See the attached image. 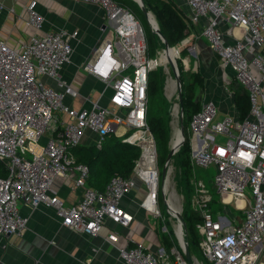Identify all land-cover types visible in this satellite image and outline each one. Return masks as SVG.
I'll return each mask as SVG.
<instances>
[{
  "label": "built area",
  "instance_id": "2783aa9c",
  "mask_svg": "<svg viewBox=\"0 0 264 264\" xmlns=\"http://www.w3.org/2000/svg\"><path fill=\"white\" fill-rule=\"evenodd\" d=\"M71 1L99 6L107 25L112 24V38L104 40L93 59L82 66L103 84L100 98L109 92L107 104L101 105L100 99L87 100L89 108L75 109L67 104V98L72 100L79 94L62 80L60 71L71 63V41L78 32L61 29L38 35L45 18L31 1L26 6V24L35 34L18 50L0 40V161L7 170L0 178V237L25 232L28 219L21 215L19 204L29 210L52 208L62 227L89 238L97 236L107 222L127 228L133 216L121 203L135 189V178L146 190L140 208L153 218L160 217L157 151L146 123L147 84L150 71L171 65L161 62V52L154 58L148 56L143 28L129 11L110 0ZM186 5L190 11L186 26L191 34L175 48L177 57L181 48L195 54L199 36L204 38L222 66L232 72L233 80L247 92L249 102L243 118L238 113L219 118L216 104L204 101L190 119V164L193 169L214 167L212 185L224 207L223 213L214 215L209 190L202 180L194 178L189 209L200 219L195 226L198 249L207 264H264V0H186ZM3 10L0 0V15ZM202 21L205 24L198 36L191 28ZM220 25L225 27L223 32ZM41 78L52 80L54 86ZM173 83L171 97L181 91V85L178 90L175 80ZM171 110V116L180 121L179 110ZM110 135L138 147L140 156L130 178L113 177L102 192L95 191L87 185L88 168L74 163L71 151L84 140L100 148ZM144 144L151 146L147 168L143 165ZM71 175L81 197L67 206L53 187L56 178ZM246 188L250 200L244 195ZM233 203L243 215L239 223L227 213ZM173 233L175 241L168 233L172 246L158 252L138 242L119 248L121 263L188 264L183 254L187 232L183 231L182 241L175 228ZM117 241L116 232L106 239L111 245ZM189 254L191 264H204L190 250Z\"/></svg>",
  "mask_w": 264,
  "mask_h": 264
},
{
  "label": "crops",
  "instance_id": "0c3cea01",
  "mask_svg": "<svg viewBox=\"0 0 264 264\" xmlns=\"http://www.w3.org/2000/svg\"><path fill=\"white\" fill-rule=\"evenodd\" d=\"M2 1L4 10L0 15V40L12 50H18L35 34L26 24V6L31 1L36 2L37 10L45 18L43 31L38 35L61 29L70 33L78 32L77 38L71 41L73 48L71 63L61 69L60 76L78 92L79 96L72 100L67 98L66 102L73 108L79 109L90 107L87 100L97 102L100 99L99 103L105 106L109 92L106 91L105 97L100 98L104 89L103 84L82 70V66L93 59L95 49L104 40L111 39L113 36L112 24L107 25L103 9L97 5L71 0ZM174 1L188 22L190 11L186 0ZM10 9H13L14 12L11 13ZM204 24L205 21H202L194 25L191 31L199 36ZM219 30L223 32L225 27L220 25ZM234 33L236 36L240 35L238 30H235ZM186 34L188 36L191 33L186 31ZM197 43L196 53L200 52L201 57L205 55L211 57V60L214 61L211 68L214 67L213 71L218 79V82L211 83L213 90L204 96L202 102H214L218 108L219 118L237 114L238 111L233 102V92L225 89L230 82L236 83L233 80L232 72L222 66L220 60L209 49L208 42L204 38L199 36ZM41 80L54 86V82L50 79L41 78ZM170 87L169 80L163 79V94L169 104V111L171 107L169 93L172 88ZM196 175L197 170L193 178ZM74 179V176L71 175L70 178H56L54 182L53 188L57 196L67 206L76 204L81 197L80 190L74 187ZM134 180L135 189L121 203V207L132 214L133 222L127 228L107 222L99 234L92 238L62 227L60 218L52 208L40 206L35 210H29L19 204L21 215L28 219L27 228L21 236L0 237V264H122L118 249L132 246L133 242L142 243L153 251L151 241L152 235L157 232L156 221L149 213L140 208L139 205L146 195V190L140 179L135 178ZM236 212L238 214L231 213L228 209L227 213L235 219L234 223H239L243 215L237 210ZM112 232H116L118 235V241L114 245L106 242L108 235ZM157 239L160 242L158 236ZM160 244L163 246L161 242Z\"/></svg>",
  "mask_w": 264,
  "mask_h": 264
},
{
  "label": "trees",
  "instance_id": "16d2710c",
  "mask_svg": "<svg viewBox=\"0 0 264 264\" xmlns=\"http://www.w3.org/2000/svg\"><path fill=\"white\" fill-rule=\"evenodd\" d=\"M112 3L129 11L132 16L140 23L137 16L143 15L141 9L130 0H110ZM154 14L158 27L165 38L170 48H178L181 43L188 37L186 36L187 26L186 18L182 10L177 6L174 0H143ZM143 32L148 49V56L154 58L158 52L156 43L157 35L154 34L153 29L148 24L147 20ZM176 57L177 53L174 51ZM182 58L188 55L186 49L181 48ZM180 65V63H179ZM180 68V67H179ZM183 73V72H182ZM181 77V95H182V109L183 115V131L185 141L179 149L178 163L180 170L184 174L186 180L193 178L194 171L190 164V146L188 136V125L193 114L199 111L201 104L195 102V90L202 88L203 82L200 74H193L189 77L187 83H183ZM163 75L160 69L152 70L148 74L147 84V110L146 123L155 140L157 151V163L161 166V170L166 162L169 151L168 143L170 139L169 127V104L163 94ZM231 84V83H229ZM233 102L237 108L240 118L248 114L249 102L247 92L237 83L232 87ZM188 124V125H187ZM74 163L83 164L88 168L89 175L87 185L90 189L102 192L109 181L116 176L123 178H130L133 175V169L136 160L140 156V149L135 146H130L121 142L120 139L113 135L104 138L100 148L93 145H79L72 149ZM7 174L4 162L0 161V178H4ZM184 217L186 227L191 228L193 235L185 236V241L189 247H194L195 236L198 235L195 226L200 221L198 215L188 209ZM188 231V228H187ZM162 233L159 236L160 242L165 248H170L172 242L169 237ZM196 246L198 241L196 240ZM190 250V248H189Z\"/></svg>",
  "mask_w": 264,
  "mask_h": 264
},
{
  "label": "rangeland",
  "instance_id": "374dc122",
  "mask_svg": "<svg viewBox=\"0 0 264 264\" xmlns=\"http://www.w3.org/2000/svg\"><path fill=\"white\" fill-rule=\"evenodd\" d=\"M130 1H132V0H130ZM137 18H138V20H140V23L142 24V26L145 29L146 23L144 24L143 21L146 20V17L143 15H140V16H137ZM156 43L158 46V52H161L162 49H164V46L162 45V42L160 41L158 36L156 39ZM171 49L173 51L177 50L175 48H171ZM199 53L197 52L195 54H189V51H188V55L186 56V58L185 57L182 58V56L180 55L181 53H180L179 57H177L175 59L177 61L178 67H180L179 72H180V76L183 77V83H187L189 80V77L193 74H200V76L202 77V82H203L202 88H198L195 90V100H194L196 103L199 102L201 104L203 99H204V96L208 95L207 93L209 91L213 90L211 83L214 84V82H218V79H217L215 72L213 71L214 67L211 68V64H213L214 61H212L211 57L208 55L201 57ZM161 54H163V58L161 59L162 63L172 62L171 64H173V59H172L170 53L162 52ZM214 57H212V58L214 59ZM179 63H180V65H179ZM158 69H160L164 79L167 78L169 80L171 87L174 86V83H173L174 82V76L172 74L171 67L169 65H167L166 67L162 66ZM181 83L182 82H181V77H180V85H181ZM230 83L231 84L226 85L227 88L225 87V89L227 91H232V87L235 86L234 82H230ZM168 86H170V85H168ZM168 90H169V88H168ZM171 92H172V90H170V93ZM170 93H169V95H170ZM169 98H170V106H171L170 111H169V116H170V121H169L170 122L169 123L170 139H169V143L171 144L173 126L175 125V123L177 125H178V123H180V121H178L173 116H171V111H172L171 109L174 110V107H176V110H179V112H180L182 109V105L179 104L178 96H176L175 94H173V97L169 96ZM181 98H182V95H181ZM182 111H183V109H182ZM183 115H184V112H183ZM187 132H188V129H187ZM188 136H190L189 132H188ZM220 140L223 141L224 138H220ZM169 143H168V147L170 148L171 146ZM82 145L87 146V145H90V143L87 140H84L82 142ZM190 154H191V150H190ZM178 155H179V150L172 156L170 162L168 163L165 179L162 178L160 175L161 192H160L159 198H158V209L160 211V217L154 218V220L156 221L157 232H155L152 235V241H151V249L155 252H158L160 247L164 248V249L169 248V247L168 248L163 247L160 244V242H158L157 236L158 237L161 236L162 233H165L164 235H166L167 237H169V234H170L171 237H173V239L175 241L173 232H174V228L176 229V227H177V221L170 216L171 214L168 212V209H167L166 200L168 197H166V195H165V182L167 181V184H168L167 185L168 196L172 199V202L175 204V207L181 211L180 216L183 218V220H184V217L186 216V213H189L188 209L190 206L189 205L190 199L194 193V188L192 186V181L194 180V178H190L189 180L188 179L186 180V178H184V174L182 173V171L180 170V167H179ZM158 169H159V172L161 173V166L160 165H158ZM196 170H197V175H196L195 179H200L203 181L205 187L207 188V190H209V193L212 197L213 201L210 204V208H211L213 214L215 215L217 212L223 213L224 207L219 203V195L212 185V179H213V176L215 173L214 167H209L207 169L194 168L193 169V171H195L194 175L196 174ZM244 195L248 200H250L251 195H250L248 188L245 189ZM234 205L235 204L233 203L230 206H228L227 208L231 211V213L238 214V212H236V210L234 208ZM184 222H185V220H184ZM187 228H188V231H187ZM186 232H188V236H190V237L193 235V233H191V228L189 225H187V227H186ZM195 239L197 241H199L198 235L195 236ZM196 240H195V245H193L194 247H189L190 252L199 261L203 262L204 264H207L203 260L202 255L200 253V250L198 249V246H196Z\"/></svg>",
  "mask_w": 264,
  "mask_h": 264
},
{
  "label": "water",
  "instance_id": "95a60500",
  "mask_svg": "<svg viewBox=\"0 0 264 264\" xmlns=\"http://www.w3.org/2000/svg\"><path fill=\"white\" fill-rule=\"evenodd\" d=\"M133 2H135L137 4V6L141 9V11L143 12L144 16L146 17V20L148 22V24L151 26V28L153 29L154 34H156L160 41L162 42V45L164 46V52L167 53L169 50H172L169 45L167 44L165 38L163 37L157 21L155 19L154 14L150 11L149 7L143 2V0H132ZM153 20V24L154 26H152L151 24V20ZM173 51V50H172ZM171 68L173 70V76H174V80L177 84V89L180 90V72H179V67L177 65V61L176 59L174 60L173 64H170ZM178 102L181 105L182 104V99H181V91L178 93ZM179 130H180V134H181V142L178 145V147L176 148V150H173L171 147L169 148L168 154H167V158H166V162L164 164L163 169L161 170V177L165 179V175H166V170H167V166L168 163L170 162L172 156L179 150V148L182 146V144L184 143V131H183V112L182 109L180 111V125H179ZM170 144V143H169ZM179 220L182 224V229L183 231L186 233V224L183 220V218L180 216V212H179ZM184 257L187 261L188 264H191V259H190V254H189V250H188V244L184 241V251H183Z\"/></svg>",
  "mask_w": 264,
  "mask_h": 264
},
{
  "label": "bare ground",
  "instance_id": "6f19581e",
  "mask_svg": "<svg viewBox=\"0 0 264 264\" xmlns=\"http://www.w3.org/2000/svg\"><path fill=\"white\" fill-rule=\"evenodd\" d=\"M135 1H138V0H135ZM150 20H151L152 26H154L153 20L152 19H150ZM162 52H164V49L161 51V53ZM168 53H170V55H171V57L173 59V63H174V60L176 58V55H175L174 51L169 50ZM162 58H163V54H161V59ZM167 63H169V62H167ZM171 63L172 62H170V64ZM163 64H166V63H163ZM180 142H181L180 130H179L178 125L175 123V125L173 126V132H172V137H171V144H170L171 148L173 150H176V148L178 147ZM143 146H144V157H145V159L143 161V165H144L145 168H147V167H149L151 165V158H150V155H149L150 152H151V146L149 144H144ZM167 185L168 184H167V181H166L165 182V195H166V197H168L167 200H166L167 209H168V212L171 214L170 216L177 221V227L175 229V232H176L179 240L182 241L183 229H182V224H181V222L179 220V215H178L179 212H181V211L178 208L175 207V204L172 202V199L168 196ZM241 205H242L241 203H238L239 207Z\"/></svg>",
  "mask_w": 264,
  "mask_h": 264
}]
</instances>
